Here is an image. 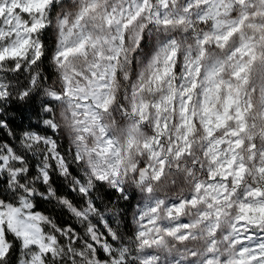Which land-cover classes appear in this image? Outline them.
Here are the masks:
<instances>
[{"label":"snow or ice","instance_id":"6c2138e0","mask_svg":"<svg viewBox=\"0 0 264 264\" xmlns=\"http://www.w3.org/2000/svg\"><path fill=\"white\" fill-rule=\"evenodd\" d=\"M0 264H264V0H0Z\"/></svg>","mask_w":264,"mask_h":264},{"label":"trees","instance_id":"16d2710c","mask_svg":"<svg viewBox=\"0 0 264 264\" xmlns=\"http://www.w3.org/2000/svg\"><path fill=\"white\" fill-rule=\"evenodd\" d=\"M14 116H15V123H16V124H19V123H20L19 115L16 114V113H14ZM45 207L51 209V206H50V205H46ZM57 211H59V210H57ZM61 218H62V219H67L66 216H62Z\"/></svg>","mask_w":264,"mask_h":264}]
</instances>
